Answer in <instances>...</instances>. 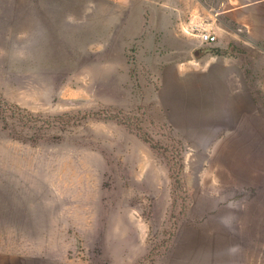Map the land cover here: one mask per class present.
I'll return each instance as SVG.
<instances>
[{
    "label": "rangeland",
    "instance_id": "obj_1",
    "mask_svg": "<svg viewBox=\"0 0 264 264\" xmlns=\"http://www.w3.org/2000/svg\"><path fill=\"white\" fill-rule=\"evenodd\" d=\"M138 11L0 0V264H264V40L200 105Z\"/></svg>",
    "mask_w": 264,
    "mask_h": 264
},
{
    "label": "crops",
    "instance_id": "obj_2",
    "mask_svg": "<svg viewBox=\"0 0 264 264\" xmlns=\"http://www.w3.org/2000/svg\"><path fill=\"white\" fill-rule=\"evenodd\" d=\"M121 1L130 7L140 6L141 11L136 12V16L143 17L144 28L139 48L147 58L154 59L152 63L173 66L177 78L183 75L185 79L193 69L196 75L193 89L200 98V105L204 97L222 92L229 95L231 89L227 82L232 76L230 57L224 52L209 51L195 57L198 47L211 44L204 43L200 33L204 30L214 33L218 39L216 44L227 47L233 37L229 23H235L245 28L252 38L264 40V0ZM165 71L163 69L161 74L167 73Z\"/></svg>",
    "mask_w": 264,
    "mask_h": 264
},
{
    "label": "built area",
    "instance_id": "obj_3",
    "mask_svg": "<svg viewBox=\"0 0 264 264\" xmlns=\"http://www.w3.org/2000/svg\"><path fill=\"white\" fill-rule=\"evenodd\" d=\"M201 39L204 43H212L216 41V35L210 31L204 30L200 33Z\"/></svg>",
    "mask_w": 264,
    "mask_h": 264
},
{
    "label": "water",
    "instance_id": "obj_4",
    "mask_svg": "<svg viewBox=\"0 0 264 264\" xmlns=\"http://www.w3.org/2000/svg\"><path fill=\"white\" fill-rule=\"evenodd\" d=\"M203 49V51L201 50ZM206 50V48H198L195 50V56H200V54H202V52H204Z\"/></svg>",
    "mask_w": 264,
    "mask_h": 264
}]
</instances>
